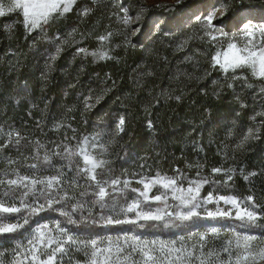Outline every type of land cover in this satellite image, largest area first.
<instances>
[{"label": "rangeland", "instance_id": "rangeland-1", "mask_svg": "<svg viewBox=\"0 0 264 264\" xmlns=\"http://www.w3.org/2000/svg\"><path fill=\"white\" fill-rule=\"evenodd\" d=\"M76 1L0 0V28L5 33L10 34L18 24L26 35L46 29L52 22L62 21L67 27L65 33L56 32L50 47L36 55L22 44L9 48L7 53L0 52L11 77L10 87L19 88L22 67L28 65L35 93L40 94L49 84L47 73L60 52L70 54H66L70 63L76 57L80 66L88 62L92 66L113 55L115 51L107 42L111 32L93 40V48H89L93 41L85 42L78 35V22L90 9L89 1L81 0L75 14L69 17ZM90 1L97 4L100 0ZM209 1L203 13L198 9L194 12L198 0H141L137 9L142 14L163 18L178 12L183 17L184 29L165 32L168 38H162L178 44L179 51L154 66L157 75L153 78H147L146 72L151 73L148 68L129 66L136 81L130 91L111 99L118 102L119 114L113 112L107 117V107L98 113L105 117V127H87L84 115L101 94L112 89L114 83L106 74L97 82L85 84L88 89L79 103L65 98L67 93L63 92L48 113L42 103L29 108L26 116L39 122L43 118L40 130L1 115L0 234L18 235L5 264H264V241L225 227L212 225L164 237L121 233L80 237L56 215L61 214L68 222L90 216L102 228L152 221L175 230L193 221L256 218L239 197L225 194L220 184L232 178L238 149L257 138L259 116L264 112V0H239L230 18L239 20L240 25L229 31L224 25L225 3ZM110 9L112 18L119 16L125 21V26L117 21L114 26L121 32L131 27L129 34L135 36L138 30L133 27L139 15H128L125 8L121 12L115 5ZM115 43L114 46H126ZM199 48L210 54L207 60L199 58ZM189 52L193 57L187 55ZM38 63L42 68L38 69ZM220 83L228 87L225 102L229 109L243 115L245 126L240 131L219 133L201 125L197 132L188 131L192 137L188 166L184 141L187 136L178 132L168 139L185 152L169 154L165 168L146 163L139 151L132 163L115 169L112 155L126 124L121 112L132 98L139 100L133 111L141 110L155 120L151 123L147 119L145 123L153 134L161 116L171 115V107L181 102L184 110L194 106L199 114L204 102L213 99V89ZM23 95L19 91L5 99V103L13 104L9 113ZM44 102L48 104L46 99ZM83 130L87 133L81 136ZM70 153L76 156L72 171L64 165V156ZM39 158L48 165L43 166ZM42 212L53 216L31 224V216Z\"/></svg>", "mask_w": 264, "mask_h": 264}, {"label": "trees", "instance_id": "trees-1", "mask_svg": "<svg viewBox=\"0 0 264 264\" xmlns=\"http://www.w3.org/2000/svg\"><path fill=\"white\" fill-rule=\"evenodd\" d=\"M87 1H89L87 7L90 11L85 18L79 20L78 35L85 42H90L97 37H102L111 32L113 35L108 38L109 40L107 39V42L111 46V51H115L113 55L104 60L102 59V61L96 64H92V66L89 62L84 66H80L77 60L75 61L76 57H72L74 59L70 63L66 61V54L68 55L69 53L60 52L47 73L49 84L40 94L35 93L36 86L33 77L29 76L30 70L28 65L25 68L22 67V74H20L17 81L19 88L10 87L9 82L11 81V77L7 74L6 62L4 63V58L2 57L0 59V119L1 115H8V117H11L20 125L24 123L36 130H40L43 127L44 120L41 118V122H39L33 119L32 116H26L25 113L29 108L42 103L46 106L44 111L48 113L54 108L57 97L62 96L63 92L64 94L67 93L64 95L65 98H70L72 101L79 103L88 89L85 84L97 82L106 74L109 76L110 81L114 83L112 89L108 93L101 94L94 107L84 115V124L87 127H105V117L102 118L98 113H101L102 109L107 107V117L113 114V112H115L114 115L119 114L118 102L111 99L119 93L121 94L133 88L134 81H136L135 75H132L128 70L129 66L146 67L151 72H146L147 78H153L157 75L154 66L161 59L169 60L170 57H173L179 51L178 44L164 42L162 39L168 38L167 36L164 37L165 32L172 33L176 30L181 32L184 29L183 17L178 12L171 15L167 14L163 18H157L155 14H142L138 11L137 8L141 0H100L97 4H92L93 1L90 0ZM220 1H223L226 5L225 29L229 31L234 25L238 27L240 25L239 20L235 18L231 19L230 15L233 8L239 3V0H218V2ZM209 2V0H202L199 4L198 0V7L194 9V12L198 9L206 13ZM79 4H81V0L75 2L72 11L68 14L69 17L75 14ZM112 5L117 6L121 12L125 8L128 15H139L137 24L133 27L138 30L135 36H130L129 34L131 27L126 32H121L118 30V27L114 26L115 21H117V24L120 23L121 27L125 26V21L119 16L112 18L109 15ZM235 20L236 23L234 22ZM156 25L158 28H156ZM66 28L62 21L52 22L46 29L35 30L29 35L24 33L20 24L10 34L5 33L0 28V52L6 51L7 53L10 50L9 48H16V45L22 44L24 49L29 47L32 52L31 54L36 55L40 50H46L50 47L52 36L56 32L65 33L67 31ZM116 41L125 43L126 46H114ZM159 42L161 44H158ZM92 43L94 41L89 44V48L94 47ZM187 55L193 57L194 54L189 52ZM209 57L210 54L205 49L199 48V58L207 60ZM37 66L38 69L42 68L41 63H38ZM218 75L220 76V74ZM226 89H228L226 85H222L221 83L219 85L216 84L213 89V99L209 102H204V109L199 114L194 110V106H189L184 110L182 107L183 102L179 103L176 107H171L174 108V112L171 115L165 113L161 116L160 125L153 134L148 132L149 130H147L145 123L147 119L151 123H155V120L149 116L150 114H143L137 108V112L133 111L134 107H138L139 100L138 98H132V101L128 102L129 104L125 110L121 112L126 124L118 136V148L112 155L115 169L132 163L139 151H142V157L146 160V163L157 164V167L165 168L168 163L169 154H176L178 152L183 154L185 152L184 149L180 148L179 144H175L172 140L168 139L170 135H176L178 132H183L187 136L184 138L187 147H184L187 150L185 156L189 158L187 161L188 166L191 162L189 155L190 141L192 139L188 131L197 132L200 125L203 129L211 127L209 129L219 133L225 132L228 134L240 131L241 127L245 126V121L242 114H234L226 104ZM19 91L24 92V95L19 102L14 104L15 109L9 113L13 104L5 103V99L10 98L14 93ZM44 99L48 101L47 105ZM261 110L264 111V103ZM74 115L77 117V114ZM38 124L41 126H37ZM77 133H79V130H77ZM86 133L87 130H83L81 136L86 135ZM235 157L234 160L237 162L233 168L232 178L225 184H220V186L225 194L231 193L239 197L244 205L248 206L253 213L255 212L256 218L254 220L222 219L221 222L212 223L200 220L199 223L193 221L191 225L187 224L175 230L171 227L163 228L161 223H154L152 221H146L137 225L121 223L113 227L106 226V228H102V225H98L95 219L90 216L85 220H79V217H77L74 221L68 222L67 218L62 217L61 214L56 215L67 221V223L64 222L65 225L75 229L80 237H94L100 234L117 235L118 233L142 237H164L187 234L191 230L213 225L228 228L237 234L254 236L263 242L264 112L259 116L257 138L246 148L238 149ZM177 159L178 162L176 163L179 164L180 160L179 158ZM38 160L43 166L48 165L47 163H43L42 159L39 158ZM75 161L76 156L74 154H65L64 165L70 171L74 170ZM215 186L218 187V185ZM49 216H53V213H38L37 216H31L30 222L31 224L39 223ZM17 238L18 235L16 233L0 234V264H5L6 256L13 249Z\"/></svg>", "mask_w": 264, "mask_h": 264}]
</instances>
